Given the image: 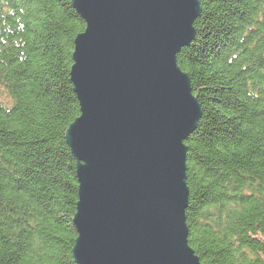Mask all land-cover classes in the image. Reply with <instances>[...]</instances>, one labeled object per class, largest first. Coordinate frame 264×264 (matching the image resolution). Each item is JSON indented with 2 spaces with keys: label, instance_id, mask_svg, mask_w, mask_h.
<instances>
[{
  "label": "trees",
  "instance_id": "1",
  "mask_svg": "<svg viewBox=\"0 0 264 264\" xmlns=\"http://www.w3.org/2000/svg\"><path fill=\"white\" fill-rule=\"evenodd\" d=\"M177 55L202 115L187 152L188 243L202 264H264V0H201ZM85 23L72 0H0V264H75Z\"/></svg>",
  "mask_w": 264,
  "mask_h": 264
},
{
  "label": "water",
  "instance_id": "2",
  "mask_svg": "<svg viewBox=\"0 0 264 264\" xmlns=\"http://www.w3.org/2000/svg\"><path fill=\"white\" fill-rule=\"evenodd\" d=\"M201 0H72L85 23L70 82L80 115L75 264H202L188 243L187 152L201 106L177 55Z\"/></svg>",
  "mask_w": 264,
  "mask_h": 264
}]
</instances>
